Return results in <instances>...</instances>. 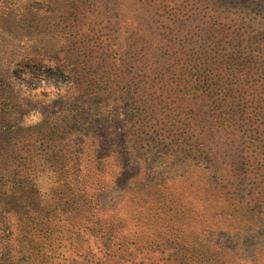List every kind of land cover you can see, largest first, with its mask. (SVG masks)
Returning a JSON list of instances; mask_svg holds the SVG:
<instances>
[{
  "label": "rangeland",
  "instance_id": "rangeland-1",
  "mask_svg": "<svg viewBox=\"0 0 264 264\" xmlns=\"http://www.w3.org/2000/svg\"><path fill=\"white\" fill-rule=\"evenodd\" d=\"M123 237L264 264V0H0V252Z\"/></svg>",
  "mask_w": 264,
  "mask_h": 264
},
{
  "label": "trees",
  "instance_id": "trees-1",
  "mask_svg": "<svg viewBox=\"0 0 264 264\" xmlns=\"http://www.w3.org/2000/svg\"><path fill=\"white\" fill-rule=\"evenodd\" d=\"M201 69V68H198ZM212 79H214V76H211L209 82H203V90L202 92L209 95L210 91H212ZM199 81H203L200 76H196L195 83L196 86L201 87V84H199ZM35 190L36 187H35ZM84 195H86L85 189L83 192ZM5 201V204L7 203V197L3 199ZM11 206H5L4 207V214L9 213L11 211ZM47 237L43 239V242H45ZM120 238L117 241L118 246L116 247V250H100L101 254H96L94 250H88V254H92V257L87 258L89 263L86 264H191L193 259L192 256H195L194 253H192L191 250H120V244L123 243L126 244L130 242V239H124ZM125 241V242H124ZM42 245V244H39ZM49 250H23L22 254L20 256L15 257V254L11 252V250H2L0 252V264H47L49 261V253H47ZM154 253L158 252L159 257L157 261L151 260L149 258H146V255L143 253ZM232 250L230 252L228 251V256L230 255L235 257L236 254H231ZM82 256V255H80ZM249 264H255L250 263L251 260H248ZM239 264H244L243 262H239Z\"/></svg>",
  "mask_w": 264,
  "mask_h": 264
}]
</instances>
